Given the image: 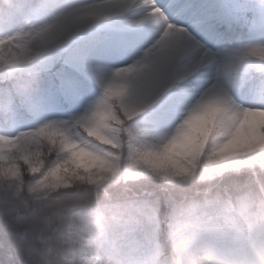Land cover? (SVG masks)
<instances>
[{"label": "clouds", "instance_id": "obj_1", "mask_svg": "<svg viewBox=\"0 0 264 264\" xmlns=\"http://www.w3.org/2000/svg\"><path fill=\"white\" fill-rule=\"evenodd\" d=\"M61 2L107 19L86 16L91 27L71 37L59 27L41 37L55 22L26 8L41 0H0V141L10 145L0 146V220L27 221L0 230L23 248L25 264H264V106L247 86L229 93L228 106L204 91L188 96L169 128L135 137L116 90L107 112L97 87L66 116L33 113L28 98L52 91L55 63L37 55L45 48L59 62L83 46L95 62L91 50L106 41L165 26L153 0ZM228 3L238 22L251 0ZM233 40L264 44V36ZM22 47L34 59L11 65Z\"/></svg>", "mask_w": 264, "mask_h": 264}, {"label": "snow or ice", "instance_id": "obj_2", "mask_svg": "<svg viewBox=\"0 0 264 264\" xmlns=\"http://www.w3.org/2000/svg\"><path fill=\"white\" fill-rule=\"evenodd\" d=\"M256 3L264 12V0H256ZM153 5L164 14V27L152 31L131 46L125 41L117 45L106 41L103 47L91 50L97 58L111 54L132 57L129 62L115 67L129 69L127 75L114 74L105 79L83 46L68 49L59 62L50 56L48 48L38 53L49 64L55 63L51 68L52 91L41 97H29L30 110L40 115L43 112L41 100L52 109H58L64 96L84 97L89 84L94 83L105 94L99 112L110 109L113 90L120 93L115 97L116 102L125 115L133 117L134 127L129 134L135 137L140 132L169 128L176 118L177 109L188 96L204 91L209 93L210 102L228 106L229 93L247 86L254 104L264 106V44L240 46L233 38L227 37L231 16L223 9L200 6L194 0H164L163 3L153 0ZM26 8L44 21L55 22L36 33L41 37L56 27L61 29L64 37H71L91 27L84 22L86 16H91L97 23L107 19L103 14L66 8L61 0H41L37 7L26 5ZM33 59L25 55L22 47L21 55L13 54L8 62L14 66L31 63ZM20 94L24 95L23 92ZM108 123L100 121L98 130L107 127ZM18 142L19 138L17 146ZM0 146L7 149L10 146L8 139L0 141Z\"/></svg>", "mask_w": 264, "mask_h": 264}, {"label": "rangeland", "instance_id": "obj_3", "mask_svg": "<svg viewBox=\"0 0 264 264\" xmlns=\"http://www.w3.org/2000/svg\"><path fill=\"white\" fill-rule=\"evenodd\" d=\"M197 5L211 8L213 10L220 8L225 12L229 13L231 5L228 3V0H194ZM247 8V7H246ZM245 8V9H246ZM251 11V18L249 20L251 25V31L249 32V38H259L264 36V14L261 13V10L258 8L256 0H251L249 6ZM244 11V10H243ZM230 14V13H229ZM233 17L231 16V20ZM150 33L145 32H134L130 33L123 41L127 42L129 46L139 41L141 38L148 36ZM132 57L128 55L121 54H111V55H102L99 58H95L96 66L100 73L105 74L115 67L122 66L123 64L130 61ZM69 102H78V105L71 109V112L78 110L80 105L84 100L91 98L89 91L84 97L78 95H67L64 96Z\"/></svg>", "mask_w": 264, "mask_h": 264}, {"label": "trees", "instance_id": "obj_4", "mask_svg": "<svg viewBox=\"0 0 264 264\" xmlns=\"http://www.w3.org/2000/svg\"><path fill=\"white\" fill-rule=\"evenodd\" d=\"M94 86V89H93ZM92 95L97 93V88L94 83L89 84ZM43 106V111L50 112L53 115L66 116L69 114V109L75 104H68L62 101L58 109H52L48 103L43 100L39 101ZM70 107V108H69ZM6 224L8 227L23 228L27 226V221H18L14 217L4 216L0 220V225ZM5 259L10 260V264H25L27 257L24 254L23 248L16 243L10 236L7 235V230H0V264H4Z\"/></svg>", "mask_w": 264, "mask_h": 264}]
</instances>
